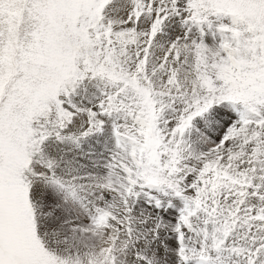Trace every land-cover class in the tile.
Masks as SVG:
<instances>
[{
    "label": "snow or ice",
    "instance_id": "1",
    "mask_svg": "<svg viewBox=\"0 0 264 264\" xmlns=\"http://www.w3.org/2000/svg\"><path fill=\"white\" fill-rule=\"evenodd\" d=\"M0 264H264V0H0Z\"/></svg>",
    "mask_w": 264,
    "mask_h": 264
}]
</instances>
